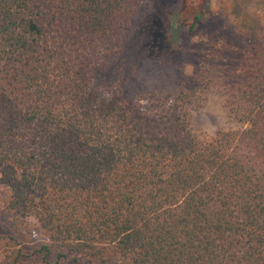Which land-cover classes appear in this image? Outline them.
Wrapping results in <instances>:
<instances>
[{
  "label": "trees",
  "instance_id": "16d2710c",
  "mask_svg": "<svg viewBox=\"0 0 264 264\" xmlns=\"http://www.w3.org/2000/svg\"><path fill=\"white\" fill-rule=\"evenodd\" d=\"M147 1L0 0L7 206L48 233L43 264H264V40L230 42L191 87L176 39L213 0H177L166 23ZM212 87L246 127L192 131Z\"/></svg>",
  "mask_w": 264,
  "mask_h": 264
},
{
  "label": "rangeland",
  "instance_id": "374dc122",
  "mask_svg": "<svg viewBox=\"0 0 264 264\" xmlns=\"http://www.w3.org/2000/svg\"><path fill=\"white\" fill-rule=\"evenodd\" d=\"M177 7V0H148L139 13L148 10H151L149 13L159 12L161 21L166 23L167 17L164 14ZM250 7L261 15H250L248 11ZM140 16L142 15L135 16L134 22ZM262 20L264 0H213L210 14L196 32L188 36L182 34L176 39L188 54L185 62H189L186 72L189 74L190 86L193 87L192 82H196L195 73L201 62L215 57L217 52L230 42L234 41L240 48L254 42L261 45L264 40ZM190 115L192 131L197 134L212 135L219 130L247 126L230 116L222 93L215 87L209 89L201 105L191 107ZM139 122L146 131L147 128L150 129L148 132L152 134V120L142 117ZM11 194L9 186L0 184V260L7 251L20 248L34 264H43L35 250L40 244L48 241L49 235L36 217L22 218L13 215V211L7 206Z\"/></svg>",
  "mask_w": 264,
  "mask_h": 264
},
{
  "label": "clouds",
  "instance_id": "9594fccd",
  "mask_svg": "<svg viewBox=\"0 0 264 264\" xmlns=\"http://www.w3.org/2000/svg\"><path fill=\"white\" fill-rule=\"evenodd\" d=\"M248 11H249L250 15H255V16H260L261 15L260 12H254L253 11V7H250ZM261 22L264 23V20H262Z\"/></svg>",
  "mask_w": 264,
  "mask_h": 264
}]
</instances>
